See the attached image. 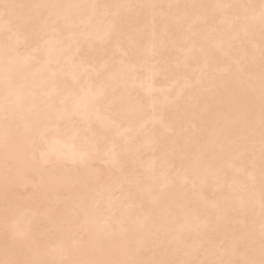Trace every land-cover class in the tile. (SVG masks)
Instances as JSON below:
<instances>
[{
	"label": "bare ground",
	"instance_id": "6f19581e",
	"mask_svg": "<svg viewBox=\"0 0 264 264\" xmlns=\"http://www.w3.org/2000/svg\"><path fill=\"white\" fill-rule=\"evenodd\" d=\"M0 141V264H261L264 0H0Z\"/></svg>",
	"mask_w": 264,
	"mask_h": 264
},
{
	"label": "snow or ice",
	"instance_id": "6c2138e0",
	"mask_svg": "<svg viewBox=\"0 0 264 264\" xmlns=\"http://www.w3.org/2000/svg\"><path fill=\"white\" fill-rule=\"evenodd\" d=\"M6 7H7V5H6ZM0 143H3V142L0 141ZM45 162H46V163H47V162H51V163H53V164H57V163H59L60 161H58V160H51V161H49V160L46 159ZM66 162L75 163L76 161H75L74 159L69 158ZM261 264H264V260L261 261Z\"/></svg>",
	"mask_w": 264,
	"mask_h": 264
}]
</instances>
